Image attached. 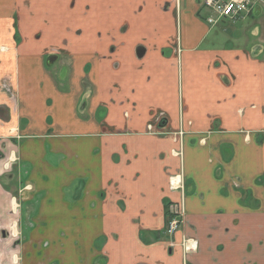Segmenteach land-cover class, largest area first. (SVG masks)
I'll return each instance as SVG.
<instances>
[{
    "label": "crops",
    "instance_id": "obj_1",
    "mask_svg": "<svg viewBox=\"0 0 264 264\" xmlns=\"http://www.w3.org/2000/svg\"><path fill=\"white\" fill-rule=\"evenodd\" d=\"M206 14L0 0V264H264V7Z\"/></svg>",
    "mask_w": 264,
    "mask_h": 264
},
{
    "label": "built area",
    "instance_id": "obj_2",
    "mask_svg": "<svg viewBox=\"0 0 264 264\" xmlns=\"http://www.w3.org/2000/svg\"><path fill=\"white\" fill-rule=\"evenodd\" d=\"M200 4L206 9L205 21L215 24L223 20H237L247 16L253 8L264 7V0H200ZM171 190H182L183 183L176 176L169 179ZM184 220V210L180 203L170 209L166 225V234L171 235Z\"/></svg>",
    "mask_w": 264,
    "mask_h": 264
},
{
    "label": "rangeland",
    "instance_id": "obj_3",
    "mask_svg": "<svg viewBox=\"0 0 264 264\" xmlns=\"http://www.w3.org/2000/svg\"><path fill=\"white\" fill-rule=\"evenodd\" d=\"M92 17V16H91ZM39 27H42L43 28V30H46V29H48L47 27H48V25L46 24V23H41V24H39ZM102 30V33L103 34H106V32H105V30L107 31L108 29H101ZM102 34V35H103ZM47 40H49V38L47 39ZM41 41V40H40ZM39 41V42H40ZM40 46V43H38V47ZM55 68H58V66H55ZM59 69V68H58ZM107 70V69H106ZM61 72L62 73H64V71L63 70H61ZM102 75H105L107 78H105V79H109V75H111V73H110V70H107V71H103V73H102ZM60 90H62V91H66V90H69L70 89V86H68V84H67V82L62 86V87H60L59 88Z\"/></svg>",
    "mask_w": 264,
    "mask_h": 264
},
{
    "label": "flooded vegetation",
    "instance_id": "obj_4",
    "mask_svg": "<svg viewBox=\"0 0 264 264\" xmlns=\"http://www.w3.org/2000/svg\"><path fill=\"white\" fill-rule=\"evenodd\" d=\"M168 218H169V217H168ZM180 226H181V224L179 225V227H180ZM179 227H178V228H179ZM178 228H177V229H178ZM177 229H176V230H177ZM165 230H166V228H165ZM176 230H175V231H176ZM165 233H166V232H165ZM8 235H9V234L6 232V230H5L2 226H0V241L6 239V238L8 237ZM9 236H10V235H9Z\"/></svg>",
    "mask_w": 264,
    "mask_h": 264
}]
</instances>
